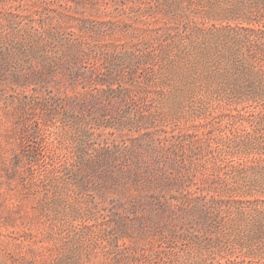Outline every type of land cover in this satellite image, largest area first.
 <instances>
[{"label": "rangeland", "instance_id": "1", "mask_svg": "<svg viewBox=\"0 0 264 264\" xmlns=\"http://www.w3.org/2000/svg\"><path fill=\"white\" fill-rule=\"evenodd\" d=\"M0 264H264V0H0Z\"/></svg>", "mask_w": 264, "mask_h": 264}, {"label": "trees", "instance_id": "2", "mask_svg": "<svg viewBox=\"0 0 264 264\" xmlns=\"http://www.w3.org/2000/svg\"><path fill=\"white\" fill-rule=\"evenodd\" d=\"M163 159V158H162ZM164 161H163V163H164V165H166V167H167V165H169V158L168 157H165L164 159H163ZM166 172H168V169H167V171ZM171 186V185H170ZM169 186V187H170ZM159 200H160V197H158V198H156V204H154V206L155 207H157L158 205H161L160 203H159ZM165 206H166V204H165ZM195 208L196 209H199V215L201 214V212L203 211V210H201V208H203L202 206H199V205H195ZM201 210V211H200ZM198 212V211H197ZM200 217H202L201 215H200Z\"/></svg>", "mask_w": 264, "mask_h": 264}]
</instances>
